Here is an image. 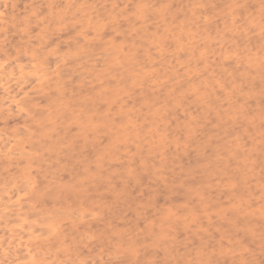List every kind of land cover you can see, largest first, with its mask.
Masks as SVG:
<instances>
[{
	"label": "rangeland",
	"instance_id": "obj_1",
	"mask_svg": "<svg viewBox=\"0 0 264 264\" xmlns=\"http://www.w3.org/2000/svg\"><path fill=\"white\" fill-rule=\"evenodd\" d=\"M70 1L56 10L63 25L69 22ZM175 1L143 2L157 15L142 44L136 40L142 11L133 8L138 19L125 52L132 59L130 54L139 50L138 73L114 86L95 112L81 115L77 109V133L88 134L77 143V197H86L89 211L77 220V256L82 258L90 256V244L97 241L100 253L114 249L129 255L126 261L102 264H237L239 209L254 218L264 213V51L251 41L259 13L252 6L237 25L226 17L216 21L214 13L201 21L199 8L214 7L217 0ZM250 2L235 0L228 11ZM81 3L70 13L77 14ZM31 8L18 12L23 27ZM3 16L0 31L13 23L15 12L7 9ZM77 18L81 32L89 18L86 12ZM92 20L97 27L111 17L100 11ZM7 59L3 54L0 62ZM259 66L263 79L256 81ZM175 69L182 75L171 83ZM209 86L219 102L225 101L223 122L204 116ZM201 137L205 146L197 147ZM199 148L207 154L202 163ZM85 150L89 163L80 158ZM118 199L124 204L115 205ZM167 208L176 212L179 224L161 210Z\"/></svg>",
	"mask_w": 264,
	"mask_h": 264
},
{
	"label": "bare ground",
	"instance_id": "obj_2",
	"mask_svg": "<svg viewBox=\"0 0 264 264\" xmlns=\"http://www.w3.org/2000/svg\"><path fill=\"white\" fill-rule=\"evenodd\" d=\"M62 1L0 0V25L5 23L4 10L15 12L13 23L0 31V57L8 58L0 62V264H102L129 259L120 250L100 253L97 241L90 244V256H77V220L89 214L86 197H77V143L88 138L87 133H77V109L81 115L89 109L95 112L97 102L114 86L138 73L134 60L139 50L130 54L132 59L125 52V42L133 40L138 19L133 8L142 11L136 38L141 44L157 13L146 9L149 3L142 5L145 0H71L69 22L63 25L65 21L56 12ZM234 1L217 0L214 7L202 6L199 18L208 21L214 13L216 21L226 17L237 25L255 5L260 24L251 41L258 51H264V0H251L232 13L228 10ZM76 2L82 3L77 14H71ZM226 4V9L219 10ZM23 7L32 9L24 27L17 18ZM100 11L111 20L92 26V16ZM84 12L88 26L77 32L75 20ZM261 66L255 71L256 81L263 79ZM181 75L172 70L169 81L174 83ZM117 90L125 93V88ZM210 91L204 96L209 103L204 116L214 115L223 122L225 101L219 102ZM117 138L124 140L125 135L117 134ZM202 140L197 147L205 146ZM198 151L202 163L207 154L203 156L201 148ZM80 158L90 162L86 150ZM109 200L112 197H106ZM121 201L114 204H124ZM151 209L159 211L158 207ZM161 210L180 223L176 212ZM236 224L237 264H264V213L254 218L242 207Z\"/></svg>",
	"mask_w": 264,
	"mask_h": 264
}]
</instances>
